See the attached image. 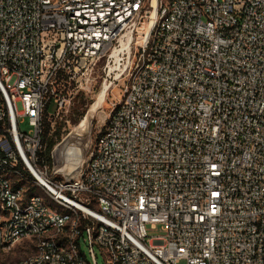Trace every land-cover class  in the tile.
Instances as JSON below:
<instances>
[{
    "label": "built area",
    "instance_id": "2783aa9c",
    "mask_svg": "<svg viewBox=\"0 0 264 264\" xmlns=\"http://www.w3.org/2000/svg\"><path fill=\"white\" fill-rule=\"evenodd\" d=\"M113 68L73 177L47 124ZM21 243L14 264H264V0H0V250Z\"/></svg>",
    "mask_w": 264,
    "mask_h": 264
},
{
    "label": "rangeland",
    "instance_id": "374dc122",
    "mask_svg": "<svg viewBox=\"0 0 264 264\" xmlns=\"http://www.w3.org/2000/svg\"><path fill=\"white\" fill-rule=\"evenodd\" d=\"M108 70L100 69L96 73V81L92 93L79 95L76 103L72 105L67 114H61L53 121V126H62V139L53 148V162L55 167H61L68 171L71 176L78 177L84 162L87 160L91 148V142L98 135L108 118L111 101L118 98L122 79L112 74L108 77ZM107 79V80H106ZM78 107L81 111L86 108V114L78 124L71 122L73 108ZM57 106L50 104L49 112H56ZM28 126H24L27 130ZM76 164V166H75ZM80 169H77V168ZM49 201V199H48ZM150 236L163 234L161 226L156 229L148 227ZM84 250L87 247L84 245ZM30 252L27 243L17 244L10 251L0 250V264H14L25 258ZM99 264H105L104 257L99 248H96ZM91 260V258H90Z\"/></svg>",
    "mask_w": 264,
    "mask_h": 264
},
{
    "label": "trees",
    "instance_id": "16d2710c",
    "mask_svg": "<svg viewBox=\"0 0 264 264\" xmlns=\"http://www.w3.org/2000/svg\"><path fill=\"white\" fill-rule=\"evenodd\" d=\"M79 95L81 94H78L75 97L74 103H76V100L78 99ZM86 112H87L86 108L80 111L78 107L74 106L71 122L73 124H78L83 119ZM62 128H63L62 126H51L50 124H47V128L45 130L44 144L46 146V151L42 154V157L45 160V162L49 163L51 166L53 164L52 151L54 146L62 139ZM77 169L80 168L78 167Z\"/></svg>",
    "mask_w": 264,
    "mask_h": 264
},
{
    "label": "bare ground",
    "instance_id": "6f19581e",
    "mask_svg": "<svg viewBox=\"0 0 264 264\" xmlns=\"http://www.w3.org/2000/svg\"><path fill=\"white\" fill-rule=\"evenodd\" d=\"M113 72H114V68L111 70V75L114 74Z\"/></svg>",
    "mask_w": 264,
    "mask_h": 264
}]
</instances>
